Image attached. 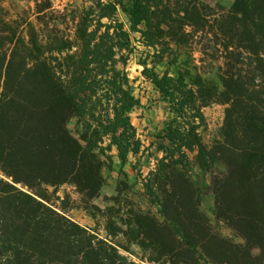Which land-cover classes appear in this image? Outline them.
<instances>
[{
  "label": "trees",
  "instance_id": "16d2710c",
  "mask_svg": "<svg viewBox=\"0 0 264 264\" xmlns=\"http://www.w3.org/2000/svg\"><path fill=\"white\" fill-rule=\"evenodd\" d=\"M232 1L90 0L57 12L34 0L32 16L12 18L0 0V264H264V0ZM195 53L222 62L220 87L192 73ZM131 57L170 118L141 181L148 210L127 197L101 210L102 158L124 167L143 149ZM212 105L224 113L207 142ZM193 162L212 178L217 225L242 243L202 211ZM64 186L94 229L61 212Z\"/></svg>",
  "mask_w": 264,
  "mask_h": 264
},
{
  "label": "rangeland",
  "instance_id": "374dc122",
  "mask_svg": "<svg viewBox=\"0 0 264 264\" xmlns=\"http://www.w3.org/2000/svg\"><path fill=\"white\" fill-rule=\"evenodd\" d=\"M53 8L57 12H64L73 7L79 9L90 5V0H51ZM211 7H223L229 9L233 3L232 0H205ZM4 7L8 15L12 18L18 16L23 11L33 15L34 0H5ZM33 19V17H32ZM121 20L125 22L122 18ZM72 25H69V30ZM128 28V25L126 24ZM67 30L66 34L71 32ZM181 58V61H184ZM222 65L220 60H212L210 58L201 59L200 55L195 53L190 63L192 73L200 74L206 80L211 81L216 86L220 87L218 79V68ZM184 66V63L168 67L162 65L161 70H169L171 74L178 71L179 67ZM126 71L130 79L132 93L140 100V106L132 112L133 124L136 128L137 135L143 144L142 152L136 157H130L126 166L122 167L116 160L102 158L105 161V167L102 171L104 178V186L100 195L93 202L101 210L111 208L118 209V201L128 198L135 205L143 210H148V205L141 192V181L147 175L148 171L154 167L156 160L161 157L157 151L158 145L162 142L158 138L159 131L167 125L170 118L168 110L164 103L159 98V95L153 88L145 83L141 76V67L137 65L134 57L130 58L126 66ZM208 131L205 134V141H209L215 135L217 129L221 126L223 120L224 107L221 105H212L203 110ZM68 130L76 138L80 139L81 129L76 118H73L68 123ZM193 161V156H191ZM192 179L200 187L201 209L207 215L210 223L215 226L223 236L237 243H242V240L230 229L223 225H217L213 216L214 199L212 194V178L210 175H203L195 163H192ZM221 171V168H219ZM1 178V175H0ZM70 196V201L66 203L61 212L72 221L87 228L94 229L96 222L79 207L78 195L70 186H64L59 190L58 196ZM116 198V200H115ZM57 205H60L59 203ZM102 222H99L101 225ZM101 237H106L103 230L98 231ZM132 252L137 254L138 250L135 247L131 248ZM135 260V258H133Z\"/></svg>",
  "mask_w": 264,
  "mask_h": 264
}]
</instances>
